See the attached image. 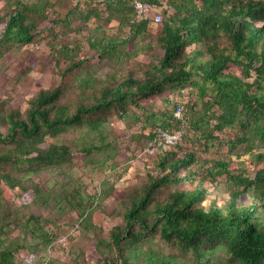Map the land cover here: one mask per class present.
Masks as SVG:
<instances>
[{
    "label": "trees",
    "instance_id": "obj_1",
    "mask_svg": "<svg viewBox=\"0 0 264 264\" xmlns=\"http://www.w3.org/2000/svg\"><path fill=\"white\" fill-rule=\"evenodd\" d=\"M140 1L161 8L163 21L158 24L157 40L164 53L158 63L139 62L136 68L142 71V78L136 77L137 69H133L120 82H103L104 87L95 89L96 101L79 103L73 113L60 104L65 95L62 86L40 90L27 118L11 114L9 134H0V143L15 145L0 156V183L9 189L20 186L11 171H2V163L22 171L26 164L32 170L33 165L41 168L87 163L93 155L107 154L106 149H112V153L107 154L105 162L116 159L119 152L126 155L129 147L119 150L116 141L107 143L105 132L113 116L126 124L121 134L127 144L141 145L145 139L149 143L156 129L184 128L174 117L175 111L164 113L142 103L167 89L179 90L182 99L186 94L194 96L201 106L200 120L190 124L205 140V149L216 147V141H223V135L234 130L228 146L231 150L245 147L252 156L251 164L258 167L256 174L252 177L242 164L231 168L223 159L207 161L200 166L206 172L202 182L191 191L185 184L197 176L191 171L192 165H200L197 153L186 151L180 156L174 150L178 144L171 151L150 156L160 154L157 169L162 176L150 175L140 195L131 200L123 216L125 226L111 234L116 256L104 264H264V0ZM1 2L7 9L0 15L2 56L12 48L37 44L45 33L66 39L71 33L79 36L89 29L88 51H96L100 63L122 60L128 42L147 34L152 22V17L133 22L134 0H78L65 15L52 19L50 28L41 30L42 24L50 21L49 10L55 6L52 0ZM114 21L121 29L129 28V39L120 41L107 33ZM74 41L75 45L61 41L60 50L52 56L68 63L67 75L75 69L80 74L85 62L80 57L89 54L78 39ZM146 52L137 44L126 55L137 58ZM115 78L111 75V80ZM92 81H81L83 93L93 86ZM166 102L170 103L168 99ZM172 104L176 109L177 102ZM137 125H141L140 133L133 130ZM148 127H153L150 135L140 142ZM70 129L80 131L83 140L77 151L55 142L42 147L48 135L56 138ZM184 171L186 175L182 176ZM221 177L226 178L229 200L222 204L211 200L205 206L209 193L203 188L204 180L218 185ZM33 190L36 196L42 194L39 187ZM162 196L165 199L161 202ZM70 197L68 204L82 219L90 220L93 209L89 204H99L98 196L85 197L77 191ZM12 213L0 190V225L10 220ZM32 219L44 231L40 219ZM44 234L47 239L48 233ZM155 238L175 247L177 253L151 246ZM12 245L0 244V264H10L14 258Z\"/></svg>",
    "mask_w": 264,
    "mask_h": 264
},
{
    "label": "rangeland",
    "instance_id": "obj_2",
    "mask_svg": "<svg viewBox=\"0 0 264 264\" xmlns=\"http://www.w3.org/2000/svg\"><path fill=\"white\" fill-rule=\"evenodd\" d=\"M55 3L53 9L49 10V20L42 24V29H48L51 26V20L59 15H65L76 3L70 0H52ZM7 12L5 5L0 3V15ZM93 28L95 25L90 24ZM159 25L152 24L147 34L139 36L137 40L128 42L126 52L122 60L114 59L111 61H102L97 58L96 51H88L86 37L89 29L83 34L76 36L71 33L66 39H55L49 33L42 34L37 44L25 46L21 49L12 48L5 53L0 54V134L7 136L9 134L11 114L21 119L27 118V112L31 108V102L36 98L40 90H49L62 86L65 90L64 97L60 104L69 109L70 113L75 111L79 103H94L95 89L104 87L103 82L122 81L133 69H137L139 62L157 64L163 56V50L160 47L157 35ZM107 33L111 36H118L119 39L127 40L130 38L129 28L121 29L119 22H112ZM75 39H78L82 46L87 49L80 58L85 59L82 71L75 69L72 74H64L68 63L64 60L52 57L60 50V42H71L75 45ZM223 45L226 44L224 41ZM140 44L146 53H141L139 57L129 58L126 53L133 50L134 46ZM54 49V53L52 52ZM59 60V64H58ZM113 61V62H112ZM117 71H120L118 74ZM235 71V70H234ZM111 75L116 80H111ZM136 77L142 78L143 73L137 69ZM92 79L93 86L86 93L81 91L82 80ZM101 83V84H100ZM196 92V91H195ZM183 94L179 90L167 89L161 96H155L142 103L151 108L152 105L164 113L175 111L173 101L181 100ZM188 102L185 119L188 123L183 130V137L178 147L174 150L183 155L186 151H194L198 155L199 167L192 165L191 171L197 173L192 181L185 184L188 190L194 191L202 182L206 173L204 165L207 161L223 159L228 161L231 168L237 164L249 171L254 177L257 171L256 166L252 165V156L246 153L245 147H238L231 150L228 141L234 137L236 131L228 130L223 135V141H216L207 151L205 149V140L200 134H196L191 126V121L200 120L201 106L197 98L191 95L184 97ZM170 103H167L166 100ZM191 101V102H190ZM195 103L196 109L192 107ZM112 122L106 129L107 143L116 141L118 149L129 147L126 155L119 156L116 159H107V154L112 153V149H106L107 154L93 155L87 163L56 165L51 167H37L33 165L32 170L29 164L24 166L22 171L11 164H1L2 171H11L20 186L15 189H9L1 181L0 190L3 191L6 201L9 202V208L12 210V218L6 223L0 225V244L11 246L14 250V258L10 264H104L105 261H112L116 253L113 250L111 234L117 227L123 228L125 221L123 216L130 207L133 198L140 195L145 185L148 183L149 176L160 177L161 172L157 169L158 155L144 156L143 150L147 146L153 127H148L140 139V142L125 143L122 137V131L126 127L125 123L111 117ZM141 125L134 126L133 130L140 133ZM80 131L70 129L66 133H61L56 138L48 135L45 138L43 148H47L50 143L55 142L58 145H67L71 147L72 152L82 147L83 140ZM218 135V134H216ZM128 137V136H127ZM202 139V140H201ZM14 144L5 145L0 143V156H3L7 149L14 148ZM159 153V152H157ZM242 155V157H238ZM32 155L31 157H33ZM83 156H80L82 158ZM93 162V163H91ZM186 172L182 173L185 176ZM219 184L204 180V187L209 193V199L204 203L208 206L211 200H217L220 204L229 200V193L226 189V178H218ZM39 187L41 195L36 196L34 188ZM77 191L83 193L85 197L98 196L99 204H89L93 209L90 220L85 221L79 216L69 201L72 199V193ZM164 196L160 201H164ZM244 201H249L245 198ZM39 218L43 230H39L38 224L32 219ZM29 221H34L29 223ZM48 233L47 239L44 237ZM5 242V244H4ZM22 246L19 250L17 246ZM154 248L160 246L166 253L176 252L175 247L164 244L155 238L151 244ZM1 251V250H0ZM121 264V262H120Z\"/></svg>",
    "mask_w": 264,
    "mask_h": 264
},
{
    "label": "built area",
    "instance_id": "obj_3",
    "mask_svg": "<svg viewBox=\"0 0 264 264\" xmlns=\"http://www.w3.org/2000/svg\"><path fill=\"white\" fill-rule=\"evenodd\" d=\"M70 1L76 3L78 0ZM133 3L136 9V18L133 22H140L149 19L150 17H152L151 23L154 25H158L163 21L160 7L144 3L140 0H134ZM185 99L186 98L176 101L178 105L174 112V117L178 121L182 122L183 125L187 123L184 113L186 112L188 102ZM183 132L184 131L180 129H156L154 139L150 141L143 150L144 156L154 155L160 151H171L181 142Z\"/></svg>",
    "mask_w": 264,
    "mask_h": 264
},
{
    "label": "crops",
    "instance_id": "obj_4",
    "mask_svg": "<svg viewBox=\"0 0 264 264\" xmlns=\"http://www.w3.org/2000/svg\"><path fill=\"white\" fill-rule=\"evenodd\" d=\"M152 23L149 25V27H151Z\"/></svg>",
    "mask_w": 264,
    "mask_h": 264
}]
</instances>
